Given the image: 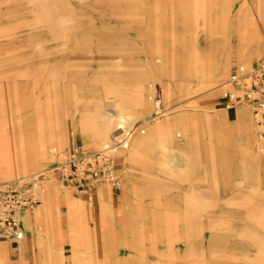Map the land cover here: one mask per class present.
Instances as JSON below:
<instances>
[{"label": "rangeland", "instance_id": "rangeland-1", "mask_svg": "<svg viewBox=\"0 0 264 264\" xmlns=\"http://www.w3.org/2000/svg\"><path fill=\"white\" fill-rule=\"evenodd\" d=\"M44 1L0 0V106L2 107L0 120L8 123L17 121L19 116L18 49L21 44L28 43L31 39L41 35L42 32L36 30L37 19L30 9ZM218 2L220 4V0H205L202 6V4L196 5L195 0H57L58 9L63 14L59 16L60 20L71 22L74 27L67 31L70 38L92 40L99 43L102 50L110 49V52L95 53L94 61L92 60L91 67L87 69L84 77L81 90L83 96L92 99L99 96L102 83L94 81V76L109 81L119 76L123 81L128 77L126 81H123L125 84H119V86L126 88V91H131L135 87L136 76L139 75L142 66L152 58V49L156 46L164 48L169 57L174 56L178 72L174 74L173 69L170 70L168 81L172 87H175L183 80V74L187 73L186 69L190 68L195 56L207 51L217 39L218 36L212 32V21L214 13L218 10ZM240 4L249 8L257 26H259V21L264 23V0H228L225 7H229L228 34L232 54L236 52L238 46L237 10ZM42 34L44 35V32ZM261 48L263 53L264 37ZM117 51L124 55L120 61L116 55ZM108 55H111V64H103V61L108 60L109 62ZM259 58L254 57L251 64L243 65L244 68L251 67ZM116 62H119L122 69L114 73ZM239 64L241 63L235 60V54L232 55L229 70L223 78L217 81L218 84L225 80L227 84L220 91L213 87V92L210 89L207 95L205 92L198 93V91L193 94L183 92L181 97L173 95L169 101L164 102L160 99V84L154 80L153 96L156 97L155 101L159 100V105L157 106L156 102L154 105L153 102L152 114L161 111L158 115H169L173 110L183 109L182 104L190 100H193L196 106L206 109L224 108L233 111L239 101L229 103L224 98L223 92L236 90L235 94L242 93L239 85H232L228 81L230 72L236 66H242ZM105 84L108 85L109 82ZM180 100L182 103L172 109L171 105ZM246 101L241 100L249 106L248 109L253 116V104ZM107 107L112 109L109 105ZM147 115H150V112L144 115V112H140L137 107L132 112L126 130H130L132 126L139 128L140 121ZM67 125L68 142L62 149L51 150L50 158L40 166L26 172H17V174L10 175L8 179L0 180V182L7 181L41 170L43 177L38 181V186L47 176L50 178L48 184L51 183L57 197H63L67 193L70 198L76 199L87 210L88 215L83 217L85 223L83 234L87 240L81 245H73L68 235L66 205L68 198L64 196L58 199L57 212H55L58 215L57 226L60 238L52 239L48 249L42 252L41 259H44L47 254H58L61 257V264H73V255L78 253L91 264H257L254 259L256 250L247 238L248 236L244 235V231L258 230L264 237V228L251 218L255 210L264 209V165L259 167L257 176L238 180L240 165L237 159H245V157L241 146L244 144L243 138L238 137L237 130H232L230 133L236 139H233L235 142L229 145V149H223L220 142L217 144L219 162L215 164L216 171L209 178V183H204V185L195 184L187 176L186 171L188 159L191 157L198 156L197 159L205 160L201 136L197 148L196 144L194 146L192 144V146H183L182 149H172L161 159L164 164L172 168L174 173L171 176H166L151 164L153 149L145 147L140 150L134 165L129 166L130 172H133V186L142 191L143 201L146 202L151 200L155 192H159L160 195L162 194L160 196L162 200L167 199V202H171V211L166 217L154 219H143L142 213H138L122 226L118 217L126 209L123 193L131 196V185L125 182L123 163L117 157L113 158L114 175L119 180L118 184L99 178L90 194L77 191L65 179L57 178L59 174L56 171L42 170L59 166L58 164L64 160L73 144L81 146L86 152L97 151L90 150L83 145L81 135L72 130L68 119ZM142 129L145 130L144 127ZM179 130L177 127L173 128V134L177 139L183 137V131ZM109 143L115 142L111 140ZM197 152L198 155H195ZM226 152H230L228 164L232 167L231 177L225 168ZM60 183L69 188L60 187ZM103 184H107L112 190L109 205L113 222L111 226H105V230L99 222L101 202L97 195L98 186ZM195 189L197 190L193 193ZM188 193L193 196L198 194V199L194 197L195 201L189 202L190 207L184 218V215H180L178 208H186L185 204H188H184L182 198L186 199ZM183 194H186V197H183ZM37 195L41 199V205L43 203L41 190H37ZM40 205L35 206L32 211L24 210L31 216L30 226L27 229L24 228V237L27 241L37 239L39 230L35 212ZM174 205L177 207L175 214ZM45 218L48 221L46 227L48 224L55 223L54 216ZM155 221V231L160 234V240L153 243L150 236L152 235L151 227ZM95 233L96 242L93 241ZM251 235L254 237L253 234ZM11 250V260L16 263V250L14 248ZM26 254L30 257V264H40L37 247H34V250H27Z\"/></svg>", "mask_w": 264, "mask_h": 264}, {"label": "bare ground", "instance_id": "bare-ground-1", "mask_svg": "<svg viewBox=\"0 0 264 264\" xmlns=\"http://www.w3.org/2000/svg\"><path fill=\"white\" fill-rule=\"evenodd\" d=\"M227 1L220 0V4L218 2L217 5L218 10L214 13L212 32L218 36L217 39L207 51L195 56L190 68L186 69L187 73L183 74V80L175 87H172L168 81L170 70L173 69L174 74L178 72L174 56L169 57L164 48L156 46L152 49V58L142 66L139 75L136 76L135 87L131 91H126V88L119 86V84H125L123 81H126L128 77L123 81L121 76L109 81L101 80L93 75L94 81L102 83L101 92L94 99L82 94L84 77L94 61L95 53L110 52V49L102 50L100 44L92 40L70 38L67 31L74 27L71 22L60 20L59 16L63 14L58 9L57 0H45L39 5L32 6L30 11L37 19L36 30L44 32V35L41 33L28 43L21 44L18 49L19 116L17 121L11 123L0 120V180L8 179L10 175L17 174V172H26L36 168L50 158L51 150L62 149L68 142L67 119L71 122L72 130L81 135L82 143L86 148L90 150L107 149L110 155L117 157L123 163L124 179L131 185V196L123 193L126 209L118 217L122 226L138 213H142L143 219H154L166 217L171 211V202H167V199L162 200L160 197L162 194L155 192L151 200L146 202L143 201L142 191L132 184L133 172H130L129 166L134 165L139 151L145 147L154 151L151 164L166 176H171L174 173L172 168L164 164L161 159L172 149H182L183 146H192V144L193 146L196 144L197 148L201 136L205 160L197 159L198 156L191 157L188 159L186 171L187 176L195 184L204 185V183H209V178L216 171L215 164L219 162L217 144L220 142L223 149H229V145L235 142L233 139H236L230 133L232 130H237L238 137L243 138L244 144L241 146L245 157V159H237L240 165L238 180L257 176L259 167L264 165V135L257 133L258 127L248 109L249 106L241 100L233 111L224 108L206 109L196 106L194 101L190 100L182 104L183 109L173 110L169 115H158L161 111L152 114L153 102L155 105L158 101V99L155 101L156 97L153 96L154 80L160 84V99L164 102L169 101L173 95L181 97L183 92L193 94L198 91V93L205 92L207 95L210 89L213 92V87L220 91L227 84L225 80L218 84L217 81L223 78L229 70L232 55L235 54V60L243 66L251 64L254 57L259 58L262 54L264 23L259 21V26L255 24L245 3L240 4L237 10L238 46L236 52L232 54L228 34L229 7H225ZM204 2L205 0H195L196 5L202 4L203 6ZM116 55L119 61L124 56L119 51ZM102 63L111 64V55L109 62L106 60ZM120 69L122 66L116 62L114 73ZM107 82H109L108 85L105 84ZM229 91L235 93L236 90ZM181 103L180 100L171 105V108L174 109ZM108 105L112 109L107 107ZM137 107L140 112H144V115L148 112L150 115L143 117L139 128L132 126L127 131L126 125ZM1 110L0 106V112ZM174 127H177L178 131L179 129L183 131V137L175 138ZM131 130L133 131L130 134ZM120 136L122 138H119ZM228 138H231L230 141ZM111 140L115 143L110 144ZM199 154H201L200 151ZM195 155H198V152ZM229 155L230 152H226L224 163L231 177L232 167L228 164ZM50 169L52 168L42 170ZM44 179L43 183L38 186L43 194V203L38 204L40 207L35 212L39 230L37 239L27 241L26 237H23L12 246L7 240L0 239V264H30V257L26 252L34 250V247L38 248L40 264H61V257L58 254H47L44 259H41V254L48 249L52 239L60 238L56 205L58 199L64 196L68 198H66V205L70 242L73 245H81L87 240L83 234L85 224L83 217L88 215L85 207L76 199L70 198L67 193L63 197H57L51 183L48 184L50 178L46 176ZM60 187L69 188L61 183ZM196 190H193V193ZM111 191L107 184L98 186L97 195L101 202L99 222L104 230L105 226H111L113 222L109 205ZM188 195L186 199L182 198L184 204H188H185L186 208H178L180 215H184V218L190 207L189 202L195 201L194 197L198 199V194L193 196L188 193ZM184 196L186 197V194H183ZM174 206L175 214L177 207ZM46 216H54L55 223L48 224L46 227L48 223ZM251 218L264 228V209L255 210ZM20 219H23L20 220L23 230L27 229L31 224L30 214L21 213ZM155 223L156 221L152 223L153 225L151 224L150 240L153 243L160 240V234L155 231ZM244 235L248 236L247 238L256 250L255 263L264 264V237L258 230L251 229L245 230ZM93 241H97L96 233ZM12 248L17 253L16 263L11 260ZM73 264L91 263H88L81 254L74 253Z\"/></svg>", "mask_w": 264, "mask_h": 264}, {"label": "built area", "instance_id": "built-area-1", "mask_svg": "<svg viewBox=\"0 0 264 264\" xmlns=\"http://www.w3.org/2000/svg\"><path fill=\"white\" fill-rule=\"evenodd\" d=\"M228 81L241 87V94L224 93L229 103L239 100L252 102V114L257 124V133L264 134V51L249 68L236 66L229 74ZM159 105V100L157 101ZM52 167L77 191L90 194L99 178L118 184L114 175L115 162L107 149L86 152L81 146H70L64 160ZM43 171L18 176L0 182V239L17 244L24 237L20 215L24 210L32 211L41 199L37 195L38 181Z\"/></svg>", "mask_w": 264, "mask_h": 264}]
</instances>
